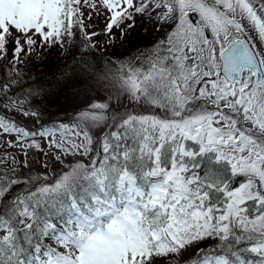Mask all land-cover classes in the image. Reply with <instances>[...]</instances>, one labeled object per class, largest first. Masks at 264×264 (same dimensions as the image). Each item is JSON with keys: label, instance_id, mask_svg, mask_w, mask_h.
<instances>
[{"label": "snow or ice", "instance_id": "obj_1", "mask_svg": "<svg viewBox=\"0 0 264 264\" xmlns=\"http://www.w3.org/2000/svg\"><path fill=\"white\" fill-rule=\"evenodd\" d=\"M137 18L163 38L41 123L75 73L25 88L24 68ZM0 61V145L23 157L0 156V264H264V0H0Z\"/></svg>", "mask_w": 264, "mask_h": 264}, {"label": "trees", "instance_id": "obj_2", "mask_svg": "<svg viewBox=\"0 0 264 264\" xmlns=\"http://www.w3.org/2000/svg\"><path fill=\"white\" fill-rule=\"evenodd\" d=\"M138 34H140L138 32ZM135 36V37H134ZM130 36L125 40L126 48L123 51H115L113 54L107 51H102L100 45L103 41L106 40V37L103 40H100V43L97 47L91 48L88 50L87 54L84 55L83 60L79 53V33L78 40L75 47H72V54L62 55L58 49H52L51 52H45L41 59H34L30 66L24 68V76L21 81V85L25 88L28 86H39L44 85L45 87L48 84H55L56 80L59 79V73L67 72L68 74H73V84L76 85V88L73 92H67L64 95L67 96V99L64 96L61 97L60 107L50 108L47 110L46 115L41 118V123H45L47 126H51L54 121H67V116L72 114V110L76 107V99L74 96L76 93L79 94V99H83L85 95L95 96L101 95L103 92L106 93L104 88L98 86L96 77L108 73L112 65L109 61H114L117 57L127 54L133 56L136 54L137 49H147L154 43L152 42V36L145 33L140 35ZM137 36V37H136ZM73 54L75 59H73ZM53 56L56 57V60L51 61L46 57ZM46 58V59H44ZM7 67L6 61H0V80L6 79L5 71ZM21 85H14L17 95H23L20 90ZM58 113V114H57ZM4 115L10 116L3 113ZM14 116H16L14 114ZM11 117V116H10ZM13 118V117H12ZM19 121V118H16ZM35 125L40 124L38 122L34 123ZM28 126V125H27ZM31 130H35L33 127ZM0 167H3L0 165ZM24 170V169H23ZM209 242V241H207ZM206 245H201L204 247ZM193 249L192 251H194Z\"/></svg>", "mask_w": 264, "mask_h": 264}, {"label": "rangeland", "instance_id": "obj_3", "mask_svg": "<svg viewBox=\"0 0 264 264\" xmlns=\"http://www.w3.org/2000/svg\"><path fill=\"white\" fill-rule=\"evenodd\" d=\"M90 23H92V24L95 25L94 28H98V29H95L94 30V31H96L98 33L101 32L102 29H103V27H104V19H103L102 16L99 17V18H97L94 15L93 18H92V20L90 21ZM145 29H147V31H145ZM138 32L140 34H145V33H147V34H149V33L153 34L154 35V39L152 40L151 43H155L156 41H158V40H160V39L163 38V33L162 32L155 31L154 28H153V26H152V24L148 23L146 20L145 21H141L139 18H137V27L134 30H132L127 35V37L124 38V40L122 42L116 43V45L113 47V46H108L107 43H106V40H105L100 45V48H101L102 51H107V52H110L111 54H113L115 51H123L119 47L122 46L123 49H127L126 48V44H125V40L128 39L130 36H134V35H137L138 36V35H140V34H138ZM104 38H105L104 36H98V37H96V39H98L99 41L100 40H103ZM46 58L49 59V60H51V61L56 60V57H53V56H49V57H46ZM46 58H44V59H46ZM28 66H30V65H28ZM26 68H27V66H26ZM106 95H107V93L103 92L100 95V97L103 99V98H106ZM125 103H127V102L125 101ZM4 113L5 114H10V116H13L15 114L16 116H15L14 119L17 121L16 118H19V121H17L18 124H20L21 126L27 128L29 130H31L35 126L34 123L37 122L36 119L31 118V117H27L26 118L22 114H20L19 112H14V111L13 112H7L6 111ZM11 138L14 139V137H11ZM0 139L6 140V139H9V137L4 136V137H2ZM5 151L13 152L17 156H20L21 159L23 158L21 156V154L19 153V150L17 148L7 149L5 146L0 145V156H2ZM38 157H40L41 159L43 158L40 153H36L35 151H32L30 153V156H29V159L33 162L35 168H39V164L36 163ZM23 171L24 172H27L28 170L27 169H24Z\"/></svg>", "mask_w": 264, "mask_h": 264}]
</instances>
